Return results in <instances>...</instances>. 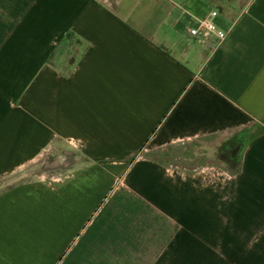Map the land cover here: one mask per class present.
<instances>
[{
    "label": "crops",
    "instance_id": "obj_1",
    "mask_svg": "<svg viewBox=\"0 0 264 264\" xmlns=\"http://www.w3.org/2000/svg\"><path fill=\"white\" fill-rule=\"evenodd\" d=\"M0 264H264V0H0Z\"/></svg>",
    "mask_w": 264,
    "mask_h": 264
},
{
    "label": "rangeland",
    "instance_id": "obj_2",
    "mask_svg": "<svg viewBox=\"0 0 264 264\" xmlns=\"http://www.w3.org/2000/svg\"><path fill=\"white\" fill-rule=\"evenodd\" d=\"M262 130V127L255 126L248 133L241 131L221 133L171 145L149 154L168 166L188 172H193L205 164H216L234 170L241 162V153L250 137Z\"/></svg>",
    "mask_w": 264,
    "mask_h": 264
},
{
    "label": "built area",
    "instance_id": "obj_3",
    "mask_svg": "<svg viewBox=\"0 0 264 264\" xmlns=\"http://www.w3.org/2000/svg\"><path fill=\"white\" fill-rule=\"evenodd\" d=\"M217 15V11H212L210 16L205 18L199 26L191 28V34L205 37H210L212 34H215L219 40H224L228 33L219 29L215 23L214 18Z\"/></svg>",
    "mask_w": 264,
    "mask_h": 264
},
{
    "label": "trees",
    "instance_id": "obj_4",
    "mask_svg": "<svg viewBox=\"0 0 264 264\" xmlns=\"http://www.w3.org/2000/svg\"><path fill=\"white\" fill-rule=\"evenodd\" d=\"M239 169V168H238Z\"/></svg>",
    "mask_w": 264,
    "mask_h": 264
}]
</instances>
